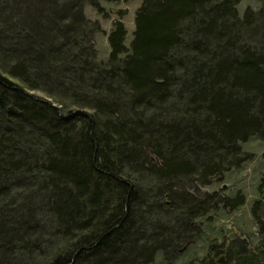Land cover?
I'll use <instances>...</instances> for the list:
<instances>
[{"label":"trees","instance_id":"1","mask_svg":"<svg viewBox=\"0 0 264 264\" xmlns=\"http://www.w3.org/2000/svg\"><path fill=\"white\" fill-rule=\"evenodd\" d=\"M242 1L141 0L100 60L98 0H0V264H172L244 204L202 191L264 138V0Z\"/></svg>","mask_w":264,"mask_h":264},{"label":"rangeland","instance_id":"2","mask_svg":"<svg viewBox=\"0 0 264 264\" xmlns=\"http://www.w3.org/2000/svg\"><path fill=\"white\" fill-rule=\"evenodd\" d=\"M99 12L85 6L84 13L91 21H97L102 29L94 38V45L100 60L108 57L109 47L107 34L113 23L121 20L127 30L125 44L128 46L134 30V14L141 0H113L111 2L98 0ZM257 9L259 0H243L237 9L240 14L246 7ZM37 96L42 94L35 92ZM245 152L252 158L240 168L225 174L223 180L213 181L212 185L203 188L205 193L222 192L223 196L233 197L242 193L244 204L235 210L219 208L209 213V221H204L203 236L184 249L179 258L172 264H233L230 251L241 249L243 243L249 252H256L264 240V232L260 231V223H256L251 213L254 200L259 198L258 185L264 175V138L251 139L241 144ZM261 223H264V207L262 208ZM228 252L230 254L228 255ZM263 255H260V260ZM222 259V260H221ZM152 264H166L162 254L158 253Z\"/></svg>","mask_w":264,"mask_h":264},{"label":"water","instance_id":"3","mask_svg":"<svg viewBox=\"0 0 264 264\" xmlns=\"http://www.w3.org/2000/svg\"><path fill=\"white\" fill-rule=\"evenodd\" d=\"M185 248H186V247H185ZM185 248H184V249H185Z\"/></svg>","mask_w":264,"mask_h":264},{"label":"flooded vegetation","instance_id":"4","mask_svg":"<svg viewBox=\"0 0 264 264\" xmlns=\"http://www.w3.org/2000/svg\"><path fill=\"white\" fill-rule=\"evenodd\" d=\"M222 260V259H221Z\"/></svg>","mask_w":264,"mask_h":264}]
</instances>
